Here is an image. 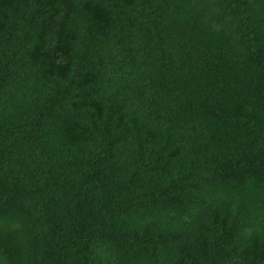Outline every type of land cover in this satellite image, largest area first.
I'll list each match as a JSON object with an SVG mask.
<instances>
[{
  "label": "trees",
  "instance_id": "obj_1",
  "mask_svg": "<svg viewBox=\"0 0 264 264\" xmlns=\"http://www.w3.org/2000/svg\"><path fill=\"white\" fill-rule=\"evenodd\" d=\"M0 264H264V0H0Z\"/></svg>",
  "mask_w": 264,
  "mask_h": 264
}]
</instances>
